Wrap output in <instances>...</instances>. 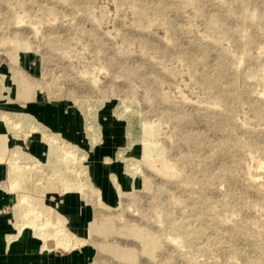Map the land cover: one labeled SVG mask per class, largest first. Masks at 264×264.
Wrapping results in <instances>:
<instances>
[{
  "label": "rangeland",
  "instance_id": "374dc122",
  "mask_svg": "<svg viewBox=\"0 0 264 264\" xmlns=\"http://www.w3.org/2000/svg\"><path fill=\"white\" fill-rule=\"evenodd\" d=\"M0 123L14 225L69 231L45 248L88 249L90 264H264V0H0ZM67 192L85 227L62 212ZM26 196L44 206L18 208Z\"/></svg>",
  "mask_w": 264,
  "mask_h": 264
},
{
  "label": "crops",
  "instance_id": "0c3cea01",
  "mask_svg": "<svg viewBox=\"0 0 264 264\" xmlns=\"http://www.w3.org/2000/svg\"><path fill=\"white\" fill-rule=\"evenodd\" d=\"M31 112L37 116L38 119L45 121L51 126L56 125L59 117H62L63 113L62 121L65 126H68L66 122L68 119L66 110L62 111L60 108L57 109L54 106L43 107L42 105H38L32 108ZM5 124L6 123H0V137L6 136V134H3L6 129ZM73 128L74 124L70 127V130ZM7 141V138H5V143H7ZM18 141L26 143V141ZM41 143L42 141L39 139L30 140L32 146L30 155L35 158L42 157L43 146ZM0 150H2L1 143ZM8 155L9 148L6 146V151L0 153V158L4 157V159L0 161V264H90V253L88 249H48L45 248V245L34 235V232L30 230V228L19 231L15 227L14 220L10 214L12 204L13 207L15 205V199L12 195L13 192H11L9 188L11 177L10 167L7 162ZM81 199L82 197L79 198L72 192H67V195L61 202V208L65 215L72 217L76 215L78 221L82 224L80 226L85 227L86 224L91 222L90 211L85 208L87 204Z\"/></svg>",
  "mask_w": 264,
  "mask_h": 264
},
{
  "label": "bare ground",
  "instance_id": "6f19581e",
  "mask_svg": "<svg viewBox=\"0 0 264 264\" xmlns=\"http://www.w3.org/2000/svg\"><path fill=\"white\" fill-rule=\"evenodd\" d=\"M81 108L84 110L86 109L85 108V105H81ZM30 121H26L27 125L29 124H35L34 123V120L32 119H29ZM91 120V118L89 119ZM25 123V122H24ZM133 124V122H132ZM26 125V124H25ZM91 125V124H90ZM132 126V125H131ZM130 126V127H131ZM28 127V126H27ZM89 127V126H88ZM92 130V129H91ZM136 130V129H135ZM134 135V134H133ZM132 135V136H133ZM133 138V137H132ZM134 143V142H133ZM70 147V146H69ZM72 147V146H71ZM58 149L56 148L55 145L51 144L50 147H49V152H48V157H49V165L53 164L52 162L55 161L56 159L58 160V158H60V155H59V152L57 151ZM38 163V162H37ZM38 164H42V163H38ZM43 165V164H42ZM37 166H35L34 168H37ZM128 167V166H127ZM55 168V167H54ZM27 170V169H26ZM15 171H21V169L19 168H16ZM56 173V171H54ZM18 173V172H17ZM16 173V174H17ZM21 173V172H20ZM26 175V174H25ZM55 175V174H54ZM57 175V174H56ZM29 178V175L27 176ZM59 178V177H58ZM19 180V179H18ZM30 181V180H29ZM26 182V181H25ZM28 183V182H27ZM15 185L18 186V183H16ZM15 187V186H14ZM24 191V190H23ZM27 195V194H26ZM18 200V199H17ZM37 199H30L29 197H23V200L22 202H19V204H17V207L20 208V206L22 204H27V205H34L37 206V205H40L41 208L44 206V203H39L38 201L36 202ZM36 202V203H35ZM40 208V207H39ZM24 211V209H22ZM44 210V209H42ZM21 211V210H20ZM43 212V211H42ZM45 212V211H44ZM43 212V213H44ZM30 214V213H29ZM45 214V213H44ZM22 215V214H21ZM47 215V214H46ZM15 216V215H14ZM22 217V216H21ZM39 217V216H38ZM41 217V216H40ZM44 217V216H42ZM21 219V218H20ZM41 220V219H40ZM44 220V219H43ZM46 220V219H45ZM35 221V220H34ZM34 221H30L28 222V227H30L34 234L40 238L41 240L44 241L45 243V246L47 247H55V246H58L59 244L60 245H64L65 243L63 241H65L67 239V236L69 234V231L68 229H65L63 227V225L61 226H58L57 224H54L52 223L51 225V228L49 226H45L43 225L44 223H36ZM22 221L20 220H17L16 223H15V227L19 230V231H22L24 229V225L21 224ZM66 242V241H65ZM72 243V242H71Z\"/></svg>",
  "mask_w": 264,
  "mask_h": 264
}]
</instances>
